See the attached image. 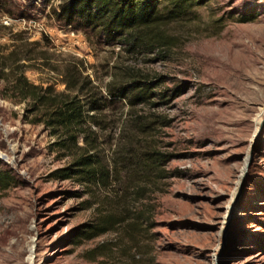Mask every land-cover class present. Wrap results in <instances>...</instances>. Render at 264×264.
<instances>
[{
	"label": "rangeland",
	"instance_id": "rangeland-1",
	"mask_svg": "<svg viewBox=\"0 0 264 264\" xmlns=\"http://www.w3.org/2000/svg\"><path fill=\"white\" fill-rule=\"evenodd\" d=\"M67 2L0 0V168L19 181L0 191V264H264V0H164L161 51L68 25ZM76 67L108 98L104 185L57 178L72 159L2 96L16 69L64 92ZM132 140L165 162L139 171Z\"/></svg>",
	"mask_w": 264,
	"mask_h": 264
},
{
	"label": "trees",
	"instance_id": "trees-1",
	"mask_svg": "<svg viewBox=\"0 0 264 264\" xmlns=\"http://www.w3.org/2000/svg\"><path fill=\"white\" fill-rule=\"evenodd\" d=\"M163 1L69 0L63 5L60 17H64L68 25L82 22L83 26L100 31L109 41L123 42L132 49L142 47L154 51L157 47L161 51L163 45L167 44V39L157 32L162 22L160 7ZM188 1L173 0L175 12L183 13V4ZM75 70L77 76L66 81L67 90L58 92L52 85L44 87L31 82L23 71L16 69L15 73H11V78L5 77L2 96L25 102V120L33 125H42L55 139L54 148L72 159L68 167L56 171L57 178H77L82 184L104 185L110 175L100 157L102 136L98 114L106 108L108 98L101 95L97 86L88 77L82 76L77 67ZM143 79V76L137 75L130 83L136 104L147 102L149 93L152 94L151 84ZM121 92L123 95L124 91ZM138 126L147 138L149 123ZM129 146L126 153L128 160L139 171L147 172L149 167L156 169L165 162L163 154L150 149L148 141L132 140ZM18 183L10 170L0 168V191L15 187ZM88 228L96 230V233L80 231L87 239L102 235L107 230L98 226Z\"/></svg>",
	"mask_w": 264,
	"mask_h": 264
},
{
	"label": "water",
	"instance_id": "water-1",
	"mask_svg": "<svg viewBox=\"0 0 264 264\" xmlns=\"http://www.w3.org/2000/svg\"><path fill=\"white\" fill-rule=\"evenodd\" d=\"M5 155H3V154H0V159H5Z\"/></svg>",
	"mask_w": 264,
	"mask_h": 264
}]
</instances>
